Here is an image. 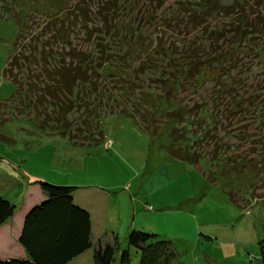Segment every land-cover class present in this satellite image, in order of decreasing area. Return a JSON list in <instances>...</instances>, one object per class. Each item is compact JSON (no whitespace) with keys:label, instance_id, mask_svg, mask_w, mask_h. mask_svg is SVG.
Wrapping results in <instances>:
<instances>
[{"label":"rangeland","instance_id":"obj_1","mask_svg":"<svg viewBox=\"0 0 264 264\" xmlns=\"http://www.w3.org/2000/svg\"><path fill=\"white\" fill-rule=\"evenodd\" d=\"M121 1L132 2L129 10L119 11ZM194 2L21 0L20 15L13 4L11 15L0 16V157L14 159L23 154L24 161L26 152L35 153L40 160L34 161L37 166H30L49 178L52 185L66 186L59 185L58 179L62 183L79 181L111 187L116 194L111 208L116 205L122 230L118 233L121 249L127 248L123 228L132 221L131 208L135 202L141 209L134 229L151 225L152 230L160 232L158 236L162 240H171L163 234L173 236L180 264H262L257 244L264 239V0L212 1L206 15L200 11L197 15L194 13ZM219 4L228 7L227 12L217 11L215 7ZM177 12L181 19L176 23L171 14ZM50 13L54 14L52 22L64 30L61 31L63 39L58 35L55 40L51 39V53L56 50L64 54L73 49L83 52L87 58L90 52L94 56L99 54L96 50L102 49L105 60L116 57L124 72H128V68L137 67L152 40L162 38L161 41L175 46L177 51L190 48L209 58L205 59L208 61L205 70L210 80L198 89L188 87L179 95L187 105L211 100L217 108L218 120L210 128L211 138L192 144L194 151L203 155L197 165L174 160L131 118L107 110L88 112L92 118L90 135L95 130V136L104 139L101 144L89 147L71 144L70 136L76 134L72 124L75 119L81 122V116L89 111L84 105L97 109L106 104L104 101L98 105L84 103L74 109L69 114L68 119L72 121L67 135L61 134L64 125L58 127L56 121L39 116L33 102L27 100L26 93L16 89L4 69L14 41L16 55L20 45L25 44L23 34L33 38L31 48L34 43L43 42L39 25ZM238 16L252 21L253 35L244 37L241 31H236L234 24ZM119 20L123 26L120 35L113 32L114 26L121 24ZM19 23L26 30L16 36ZM41 65L39 61L32 68L40 70ZM143 70L137 68L139 78L156 85V76ZM99 77L102 82L104 78L101 79V74ZM219 85L225 91L216 99L213 94ZM231 98L240 100L236 108L230 103ZM104 143L110 144L111 151L102 158V151L106 150ZM57 151L69 159L65 168L52 160H43L48 154L53 157ZM214 156L217 160L221 156L225 158V165L216 160L211 166ZM77 160L84 162L82 173L72 169ZM241 164L245 166L240 168ZM66 173L70 176L64 177ZM155 201L171 206L174 212L157 214L153 222L147 213L158 212ZM146 203L148 212L144 208ZM199 233L211 239L204 238V242L194 246ZM203 251L207 259L202 256ZM130 253L129 264H139V252L130 248Z\"/></svg>","mask_w":264,"mask_h":264},{"label":"trees","instance_id":"obj_2","mask_svg":"<svg viewBox=\"0 0 264 264\" xmlns=\"http://www.w3.org/2000/svg\"><path fill=\"white\" fill-rule=\"evenodd\" d=\"M20 1L0 0V16L11 15L13 4L20 15L23 12ZM212 1L216 0H196L194 13L200 11L206 15V8L212 7L210 4ZM131 4V1L125 3L121 1L118 9L127 11ZM215 8L221 13L229 9L223 4ZM171 15L176 23L181 19L179 12ZM53 16V13L48 14L47 20L44 18L40 23L43 42L34 43L35 49L31 48L30 43L34 41L33 38L25 37L23 34L26 27L22 23L18 24L16 36L23 34L25 44L20 45L16 55L14 41L4 69L5 75L16 89L26 93L27 100L33 102L34 107L31 104L28 106L33 107L42 119L54 120L58 127L64 125L65 130L61 131V134L67 135V129L70 128L72 121L68 119L69 114H72L74 109H79L84 103L92 102L98 105L104 101L106 104L97 109L87 108V105H84L89 111H85V115L81 116V122L75 119V124H72L76 134L74 137L70 136L71 144L84 147L101 144L104 139L102 136H95V130H92L94 136L90 135L92 118L88 112L99 113L107 110L131 118L174 160L197 165L203 155L194 151L192 144L208 141L211 138L213 131L210 128L218 120L217 108L213 107L211 100L187 105L179 95L188 87L198 89L210 80L206 76L208 70H205L209 58H203L201 52L190 48L177 51L175 46L166 45L165 41H161L162 38L159 41L153 39L150 48L136 64L137 67L128 68V72H124L116 57L105 60L102 49L95 51L99 53L98 55L93 56L90 52L87 58L83 52H75L73 49L64 54H59L56 50L51 53L49 49L53 42L51 39L55 40L57 35L61 39L64 37L61 36V31L64 30L56 22H52ZM119 22L121 24L114 26L113 32L120 35L123 26L120 20ZM234 25L236 31H241L244 37L253 35L255 30L252 21L248 22L242 16L237 17ZM30 48L31 50H28ZM37 54L41 55L42 59H38ZM68 57L69 60H66ZM39 61H42L40 70L37 67L32 68L33 65L39 64ZM137 68H144L143 71L147 70L148 75H155L156 85L151 86L147 80H141ZM100 74L101 79L104 78L102 82L99 80ZM224 89L223 85L217 89L213 94L216 99L217 95L225 91ZM230 100L234 108L240 103L237 98ZM262 104L263 101L260 109ZM216 160L214 156L210 162L211 166ZM217 161H220L221 165L226 163V159L222 156ZM244 166L241 164L239 167ZM36 183L45 200L32 207L24 217L18 243L23 248L26 258L0 260V264H68L91 248L89 213L73 200L77 188L56 186L46 181ZM15 212L16 205L0 195V226L9 221ZM126 242L127 248L121 249L118 237L114 233L104 234L97 242L92 257L93 264H113L115 255L119 252V263L129 264L130 248L139 252V264H180L172 242L162 240L158 234L131 229L127 234ZM257 245L261 262L264 264V239Z\"/></svg>","mask_w":264,"mask_h":264},{"label":"crops","instance_id":"obj_3","mask_svg":"<svg viewBox=\"0 0 264 264\" xmlns=\"http://www.w3.org/2000/svg\"><path fill=\"white\" fill-rule=\"evenodd\" d=\"M106 148L105 152H103V157L105 158L106 155H109L111 151L110 144H104ZM59 151V150H58ZM56 152L54 156L48 154L46 155L43 160L50 161L52 160L54 163H58L63 168L66 167V163L69 159L65 156H62L61 153ZM23 154H19L12 158H3L0 157V195L8 200L10 203L16 205V212L14 216L7 221L5 224L0 226V260L8 261L12 259H25L26 254L23 248L19 245L18 239L21 234L23 221L25 215L28 211L40 204L45 200V196L42 193L39 185L36 183L37 181H46L49 183H53L49 180V178H44L35 167L30 166L31 164L36 165L34 163L35 160H40L37 155L32 152H26L25 159L22 161ZM17 157V158H16ZM5 161V162H4ZM84 162L77 160L73 165L75 172L82 173L84 170ZM51 168V167H48ZM68 170L69 167H67ZM109 173H110V163H109ZM69 173H66L64 177H69ZM59 181V185H66V186H74L77 189L73 194L74 203L80 206L81 208L85 209L90 216L91 221V248L85 251L80 256L74 258L68 264H93V253L97 248L98 240L104 235L109 233H114L118 237V233L121 230V225L119 217H117L116 213V205L111 208L112 199L116 197V194L111 190V187L104 186L102 183H89V182H79L74 181L70 183H62V180ZM116 203V202H115ZM148 203L145 204L146 212L150 211L147 210L146 206ZM157 204L158 212L147 213L149 218L156 221L155 216L157 214H167L174 212V208L171 206H166L165 204H160L155 201ZM140 209L136 203L132 204V221L129 225L125 226L124 235L125 240L127 237L128 232L131 229H136L135 219L137 214L140 212ZM177 211H182L183 213H188V210L177 208ZM153 211V210H152ZM116 224L120 225L119 227ZM167 226L168 224L165 223ZM147 228H141L140 231H147L155 234H159L160 232L156 230H152L151 225L146 226ZM167 235V237H171V242L174 245L173 236L169 234H163V236ZM206 238L211 239L210 237L203 236L202 233L198 234L196 237V242L194 246L201 244L203 239ZM122 248V247H120ZM176 250V249H175ZM202 256L207 259L206 252H202ZM119 263V257H116L113 264ZM217 264V263H216Z\"/></svg>","mask_w":264,"mask_h":264}]
</instances>
